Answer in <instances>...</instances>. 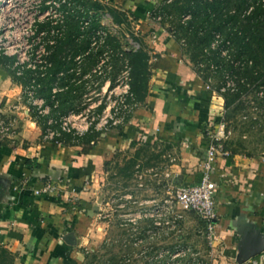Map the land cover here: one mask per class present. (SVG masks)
Listing matches in <instances>:
<instances>
[{
    "label": "crops",
    "instance_id": "1",
    "mask_svg": "<svg viewBox=\"0 0 264 264\" xmlns=\"http://www.w3.org/2000/svg\"><path fill=\"white\" fill-rule=\"evenodd\" d=\"M92 1L104 7L101 25L118 28L113 36L123 48L138 49L134 37L143 40L151 56L148 96L124 125L96 132L97 136L94 131L82 138L63 134L58 145L45 138L48 121L56 117L40 113L25 87L13 78L10 65L0 59V117L15 121V132L0 140V247L12 253L14 264H88L95 233L94 183L109 176L114 164V174L122 177L120 167L144 144L150 151L162 148L174 154L176 162L165 168L171 176L164 180L199 183L207 131L218 126L226 104L185 59L169 27L154 19L163 0ZM110 8L124 13L126 22L118 25ZM226 150L230 155H219L212 172L218 186L215 223L220 239L213 244L216 252L220 246L225 253L236 252L237 258L240 224L259 229L264 236V163ZM48 184L56 191L36 193ZM243 264H264V253Z\"/></svg>",
    "mask_w": 264,
    "mask_h": 264
},
{
    "label": "built area",
    "instance_id": "2",
    "mask_svg": "<svg viewBox=\"0 0 264 264\" xmlns=\"http://www.w3.org/2000/svg\"><path fill=\"white\" fill-rule=\"evenodd\" d=\"M73 11V0H0V57L15 58L14 68L19 75L27 69L35 73H45L52 67L50 57L59 40L64 38L67 17ZM89 14V17L81 20V28L85 32L82 38L88 37L89 47L75 57V65L69 71L70 74H74L72 83L85 85L86 93L83 96L82 105L77 111H70L58 120L50 119L45 132V138L54 140L58 145L61 144L59 138L63 134L82 138L92 131L105 132L112 127L124 125L138 108V102L135 101L132 93V67L126 56V52L130 49L124 47L116 52L117 57L120 58L121 67L115 73L112 61L115 52L109 46L108 38L110 35L118 34V28L103 26L92 30L87 35L94 13L90 11ZM190 17L185 15L183 20L186 21ZM154 19L161 22L162 16L156 15ZM221 42L218 35L211 48L218 49ZM92 55L96 56V61L90 70L84 73V67ZM227 55L228 51L223 49L222 56ZM65 75V72L59 73L58 80ZM231 77L229 76L220 88L221 94L227 91L235 92L238 89L237 80ZM67 88V86L62 88L56 84L53 87V93L56 94ZM208 89H212L210 84ZM26 94L34 105L39 106L41 114L50 113V107L45 106L44 98L35 95L33 84L26 89ZM220 122L217 127L214 126L207 131V155L203 164V176L199 183L178 186L175 196L165 201L168 208L163 211H150L134 217H127L130 214H122L123 218L133 224H137L138 219L146 218L151 221L152 228L136 227L134 229V232H137L135 245L141 243L139 238H142V235L143 237L148 235L150 239H155L162 233L169 235L184 217L182 212L195 213L205 222L210 239L218 240L217 223H215L218 218L216 207L218 186L212 178V172L219 155H230L223 143V140L227 138L225 124L222 119ZM55 125H58V128H55ZM14 132L15 121L0 117V140L10 137ZM164 176L169 178L171 175L165 171ZM56 189L55 185L48 184L36 193L50 194ZM178 206L181 211L175 210ZM155 248L156 246H148L147 249L150 253ZM158 250L155 249V263L149 264H182L190 252L189 247H175L173 252L165 247Z\"/></svg>",
    "mask_w": 264,
    "mask_h": 264
},
{
    "label": "trees",
    "instance_id": "3",
    "mask_svg": "<svg viewBox=\"0 0 264 264\" xmlns=\"http://www.w3.org/2000/svg\"><path fill=\"white\" fill-rule=\"evenodd\" d=\"M73 1L74 11L67 17L65 36L53 49L50 57L52 67L45 73H35L27 69L19 75L14 68V60L7 56L0 57L2 61L10 65L13 78L25 89L33 84L35 95L44 98L50 104L49 116L56 117V120L59 117L58 114L68 112L65 109L69 105H75L73 111H77L86 93L84 83H72L74 74L69 73L75 65V57L89 47L88 37L82 38L85 33L81 28L82 18L89 17L90 10L96 12V15L92 16L91 28L86 32L87 35L92 30L103 27L100 22V12L104 9L102 5L92 0ZM108 11L118 25L121 26L126 22L124 13L111 8ZM155 14L162 16L161 23L164 26H170L168 30L177 42L186 41L191 62L198 65L201 61L208 63L210 60L209 63L216 65L223 79L227 73L237 77L238 89L235 92L224 93L227 107L239 102L237 100L247 90L249 82L257 84L258 87H264V0H163L155 9ZM185 15L191 17L184 21ZM218 35L222 42L219 48L214 50L211 46ZM134 40L140 44V48L126 52V56L132 67L134 99L143 103L149 92L151 56L141 38L134 37ZM108 44L115 52L112 61L116 73L121 67V61L116 52L123 49L122 42L117 36L110 35ZM223 49L228 51L227 56H222ZM95 61V55L88 58L84 73L90 70V66ZM237 62L239 63L236 64ZM61 72H65L66 75L58 80ZM204 79L208 81L209 78ZM56 84L62 88L66 86L68 88L55 94L53 87ZM160 156L156 155L155 158ZM140 157L141 151L121 166L118 174L131 179ZM202 222L205 224L204 221ZM117 262L110 259L108 264H118ZM0 264H14V256L3 247H0Z\"/></svg>",
    "mask_w": 264,
    "mask_h": 264
},
{
    "label": "rangeland",
    "instance_id": "4",
    "mask_svg": "<svg viewBox=\"0 0 264 264\" xmlns=\"http://www.w3.org/2000/svg\"><path fill=\"white\" fill-rule=\"evenodd\" d=\"M109 28H113V26L110 25ZM128 29H125L126 32L129 31ZM120 33L124 34V31H120ZM127 38L128 42H133L130 37ZM178 45L185 59L191 62L186 41L182 40L178 42ZM126 48L130 49V47ZM11 60L15 61V58H11ZM209 62L211 61L209 60L208 63L201 61L198 65L193 62L191 64L202 79L209 78L208 81H205L216 91V96L222 98V101H226L224 93L221 94L219 90L223 87V80L226 81L229 76L233 75L227 73L223 79L216 65ZM233 77L236 81L237 77ZM237 101L239 102L230 107L225 104L224 109L220 112L222 116L217 123L219 125L222 119L225 124L224 129L227 133V138L223 140L225 149L264 163V87H258L257 84L249 82L247 90ZM141 149L140 161L131 179L118 178L114 174L117 172L116 164H114V169L109 176L105 177L103 181L99 178L94 183L93 209L96 219L92 228L95 233L94 238L92 237L93 250H90L88 254V264H108L110 259L118 261V264L155 263V249L158 250L162 247L171 252L175 247H189L190 252L182 264H238L235 257L236 252L233 251V254H230L227 250L225 253L223 249H220V246L216 252V246L213 243L219 242L220 239H210L202 220L194 214L187 213L186 216V212H182L184 217L176 224V229L170 231L169 235L162 233L155 239L148 238V235L147 237L142 235V238H139L141 243L135 245V233L137 232H134V229L136 227L152 228L151 221L146 218L138 219L137 224H133L123 218L122 214H130L127 217H134L150 211H163L168 208L165 201L171 196H175L178 186H183L164 180L165 168L176 162L172 161L174 154L170 156L162 148H157L155 152L150 151L146 144ZM128 153L131 155L133 152L129 150ZM155 155L161 156L154 159ZM122 160L124 159H120V162ZM122 164L124 161L121 162ZM176 209L181 211L179 206L175 207ZM148 246H156V248L150 251L152 253H149Z\"/></svg>",
    "mask_w": 264,
    "mask_h": 264
},
{
    "label": "water",
    "instance_id": "5",
    "mask_svg": "<svg viewBox=\"0 0 264 264\" xmlns=\"http://www.w3.org/2000/svg\"><path fill=\"white\" fill-rule=\"evenodd\" d=\"M239 232L241 234V240L238 245L239 254L237 256L239 264L246 263L264 253V236L259 229L249 228L240 224Z\"/></svg>",
    "mask_w": 264,
    "mask_h": 264
}]
</instances>
